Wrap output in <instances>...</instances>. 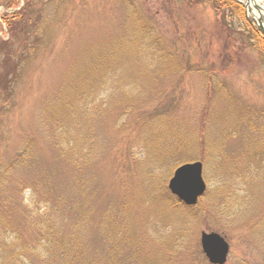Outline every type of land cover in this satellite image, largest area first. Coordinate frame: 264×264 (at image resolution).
<instances>
[{
    "label": "rangeland",
    "instance_id": "374dc122",
    "mask_svg": "<svg viewBox=\"0 0 264 264\" xmlns=\"http://www.w3.org/2000/svg\"><path fill=\"white\" fill-rule=\"evenodd\" d=\"M193 1L0 0V41L9 42L0 50L9 59L0 64V264H45L40 226L66 231L75 217L86 258L109 261L105 218L124 237L111 243L121 264H208L201 231L225 237V264H264V56L245 16ZM24 4L21 22H5ZM135 18L159 36L157 62L143 51L140 65L117 66L114 56L95 67ZM60 122L76 136H63ZM76 138L83 187L74 196V165L60 148ZM193 161L206 193L196 207L175 206L168 179Z\"/></svg>",
    "mask_w": 264,
    "mask_h": 264
},
{
    "label": "trees",
    "instance_id": "16d2710c",
    "mask_svg": "<svg viewBox=\"0 0 264 264\" xmlns=\"http://www.w3.org/2000/svg\"><path fill=\"white\" fill-rule=\"evenodd\" d=\"M18 0H4V5L7 8H12L17 4ZM213 2V5L216 9H220V10H228V8H232L233 12L235 10L234 13L237 14V17L239 19H243L244 15V9L243 6L241 4H237L235 3L234 0H211ZM188 3L194 2L193 0H187ZM25 5V4H24ZM24 5L22 6V8L18 11L15 12L16 15H14L12 17L11 22L10 21H5L7 23L12 24V22L14 20L18 19V22H21L22 19L25 18V15L29 14L27 12V7L25 5V9H24ZM245 18V17H244ZM129 21L133 22L130 27L127 26L128 25V21L127 23H125V27H126V32L121 34L120 36H118V38L116 39H111V41H106L103 45V47H101V49L95 54L98 55V60H97V64H95V67H99L103 62L105 61H109L111 57H118L115 58L113 60V64H116L117 66H122L124 65V63L128 64L131 63V65H140L141 63V52H145V53H149L150 58L148 60V65L152 66L154 65V61L155 63L157 62L156 59L158 57V53L159 51L163 48L161 40L159 38V36L155 35V33H153V29L145 26V25H141V22H139V19H130ZM243 21V20H242ZM244 22V21H243ZM243 27L244 30L247 31L249 34H251V39H252V46L254 48H256L257 50H259V52L264 56V39L261 35V32L257 31V29H254V27L250 26L249 23H243ZM19 40L18 42L20 43H24V38H27L24 35H21L20 37H18ZM1 43H6L9 44L8 41H0V46ZM131 46V49L128 51L127 47ZM3 47V45L0 47ZM101 51V54H99V52ZM106 51V52H105ZM128 51V52H127ZM131 51L136 53V57L134 59V62H129L131 60V58L129 57ZM139 53V54H138ZM162 53V52H161ZM170 54V53H169ZM121 57H120V56ZM137 55H139L140 57L137 58ZM171 55V54H170ZM144 57V56H143ZM11 59L13 60V63L16 64L14 67L16 69L17 67V62L11 57ZM145 59V58H144ZM9 59L7 57V55H2L0 58V64H6L8 63ZM95 63V62H94ZM92 64V63H91ZM89 67V65H88ZM91 68L93 69V65L91 66ZM14 72L16 73V70H14ZM14 73V75H15ZM103 76V75H102ZM68 76L66 77L65 80H67L65 82V84L68 86L67 87H75V85L73 86V81L72 78L67 79ZM13 79V78H12ZM11 79V80H12ZM69 80V81H68ZM89 80V77L87 78V81ZM65 85V86H66ZM68 91L63 90L60 94L59 100L63 97H65V100H67V104L69 106H72L73 104V100H71V97L68 95ZM82 95V94H80ZM83 98V95H82ZM61 103H62V99H61ZM66 103V102H65ZM59 112H61V110L59 109ZM57 114V113H56ZM52 123H57V119L53 118L51 120ZM59 125L62 127L63 129V136H69L70 134H72V129H70L68 127L67 124H65V126L60 122ZM74 134H72L73 136ZM76 136V135H74ZM150 137V136H149ZM148 137V138H149ZM79 138L73 139V142L69 143V148L70 151H68L69 148H67L66 146H62V148H60V154H69V157L73 163V175L70 178V180H73L72 183V191H73V195L75 196L76 194H78L76 191L79 192V189H81L83 187V184L79 183L76 178H75V173L77 172V170L79 169V163L77 164L76 161L78 159V157L75 156V153H77V149L79 148V144L78 142ZM152 142L151 140H149V143ZM30 141H27L25 144V147L23 149L20 150L19 152V158H27L28 154L30 153ZM72 153V154H71ZM35 185L32 186V190H34ZM171 196V195H169ZM33 198L30 196L29 200H32ZM72 202L75 205H78V198L76 199L75 197H73ZM48 203H50L48 201ZM175 206L179 205V203L174 200L173 202ZM52 204H49V206L47 208H45V210L49 209L50 207H52ZM185 207V206H184ZM196 207V206H194ZM191 208V207H189ZM55 213V207L53 210ZM52 213V214H53ZM105 219V218H104ZM102 220L101 222V237L103 240V243L105 244V246L107 247V250L109 252V261L105 262V261H99V260H95L93 258H86L87 256H85L81 250V240L80 237L78 235V230H79V219H77V217H75L74 219L71 220V223L69 224L68 229L65 230H60L56 227H52V224L48 225V229H49V236L47 235V228L45 226H40L41 231H42V235H41V239L38 241L37 244V249H41L42 252H38L39 256L42 257L40 259H42L44 261L45 264H121L120 260L114 259V257H112V254H110V252L112 253L113 249L111 248V243L114 241L115 243H121L123 241V235L121 234V229L117 228L116 226L114 227V229L111 230L112 227H110V224H108V220ZM5 220H1V224H4ZM44 224H46V222L44 221ZM47 225V224H46ZM110 227V228H108ZM4 230V229H3ZM7 230H11L10 227V223H8L6 221V226H5V231H3L4 233L7 232ZM7 236H8V232H7ZM7 236L4 238L6 239ZM4 243H6L4 241ZM113 245V244H112ZM41 247V248H39ZM2 248H10L6 245H4ZM12 249V248H11ZM16 247H14V249H12V251H15ZM21 264H24V262L22 261Z\"/></svg>",
    "mask_w": 264,
    "mask_h": 264
},
{
    "label": "water",
    "instance_id": "95a60500",
    "mask_svg": "<svg viewBox=\"0 0 264 264\" xmlns=\"http://www.w3.org/2000/svg\"><path fill=\"white\" fill-rule=\"evenodd\" d=\"M261 18L258 27L262 29ZM169 191L186 205H193L203 195L206 186L202 178V163L188 162L178 166L168 181ZM200 247L211 264H224L227 259L229 244L216 232H200Z\"/></svg>",
    "mask_w": 264,
    "mask_h": 264
},
{
    "label": "bare ground",
    "instance_id": "6f19581e",
    "mask_svg": "<svg viewBox=\"0 0 264 264\" xmlns=\"http://www.w3.org/2000/svg\"><path fill=\"white\" fill-rule=\"evenodd\" d=\"M246 8V12L250 17L257 19L264 15V0H239Z\"/></svg>",
    "mask_w": 264,
    "mask_h": 264
}]
</instances>
